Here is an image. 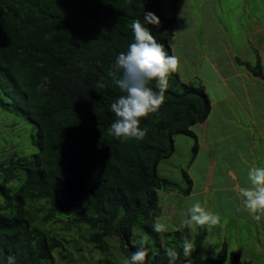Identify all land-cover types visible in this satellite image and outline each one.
I'll return each instance as SVG.
<instances>
[{
  "label": "trees",
  "instance_id": "trees-1",
  "mask_svg": "<svg viewBox=\"0 0 264 264\" xmlns=\"http://www.w3.org/2000/svg\"><path fill=\"white\" fill-rule=\"evenodd\" d=\"M172 3L175 13L168 18L162 0H0V109L31 126L16 145L33 147L28 156L0 153V264L9 255L16 264H81L84 247L109 254L89 264H116L111 242L130 257L145 235V264H169L164 249L173 245L181 253L176 264H185V237L194 241L192 258L199 264L205 228L156 233L153 224L162 208L160 192L191 191L186 168L182 187L160 176L158 166L174 153L177 134L194 138L186 167L196 158L199 145L190 128L211 111L204 87L174 73L165 103L141 120L148 129L144 139L109 134L116 119L110 106L122 93L108 72L134 42L131 21L154 13L160 25L146 26L173 55L177 0ZM247 66L264 82L260 60ZM44 77L46 90L37 91ZM17 171L22 183L11 195L6 185ZM219 256L217 264H241L242 255L227 243Z\"/></svg>",
  "mask_w": 264,
  "mask_h": 264
},
{
  "label": "rangeland",
  "instance_id": "rangeland-1",
  "mask_svg": "<svg viewBox=\"0 0 264 264\" xmlns=\"http://www.w3.org/2000/svg\"><path fill=\"white\" fill-rule=\"evenodd\" d=\"M172 4V0H162V11L168 18L175 13ZM175 18V34L172 41L174 55L180 58L185 52L187 58L185 66L180 64L178 68L181 81L185 83L189 80L188 76L197 73L200 79L194 78L190 82L193 85H202L206 89L212 105V115L206 121L207 130L218 123V116L221 115L219 114L221 97L227 99L226 116L231 119L236 117L231 121L234 125L240 122L249 126V119L254 116L259 127V122H264V85L260 80L251 77L246 67L247 64L255 67L260 60L264 72V0H177ZM183 45L187 48L178 47ZM189 70L192 72L188 74ZM242 98L245 99L244 104L239 100ZM235 100H238L239 104L232 103ZM237 108H239L238 115L235 112ZM253 127L257 129L255 125ZM260 128L264 130V124ZM31 130V126L24 119L0 109L1 156L7 158L12 153L28 156L33 151V147L30 145L32 150L31 148L21 150L22 148L16 144L20 136ZM193 132L197 134L196 130ZM200 136H202L201 132ZM173 139L174 153L159 164L158 171L160 176L184 186L181 170L191 159L190 150L194 138L177 134ZM24 144L25 141L21 145ZM256 151L260 152V159L264 160V144L258 143ZM201 163L202 160H197L195 164L200 166ZM16 174L6 185L11 195L22 183L19 172L17 171ZM216 175L217 171L214 173V176ZM1 180L0 178V184ZM201 199H204L206 208L220 215L221 222L210 230L204 227L208 235L196 261H199V264H217L222 244L227 243L231 251H240L241 264H245L244 261L251 257L250 252L255 254L250 258L251 264H264V221L257 222L252 218L244 217L247 216V211L243 209V205L234 201L232 204L228 198L219 197L217 201L216 198L204 194ZM2 201L0 196V203ZM174 206V209H170L171 213L166 211L167 209L161 210L165 215L163 219L158 217L168 228L175 227L177 222L180 223L172 216L176 211L186 212L182 200L174 202ZM176 227L181 228L180 224ZM189 231L194 234L199 228L195 231L189 228ZM115 242L116 240L111 242L114 246L113 251L109 253L116 264H121L124 256L116 248ZM90 250L91 247L82 249L81 261L79 260L81 264H89L90 261L95 262L97 258L109 257L107 252L100 250L90 252ZM205 256L206 260L201 259ZM191 259L193 260L192 257Z\"/></svg>",
  "mask_w": 264,
  "mask_h": 264
},
{
  "label": "clouds",
  "instance_id": "clouds-1",
  "mask_svg": "<svg viewBox=\"0 0 264 264\" xmlns=\"http://www.w3.org/2000/svg\"><path fill=\"white\" fill-rule=\"evenodd\" d=\"M160 23V19L152 12H147L144 15L143 22L140 19L132 20L130 28L133 33L134 42L128 45L126 52L122 51L118 54L115 63L108 72L109 77L112 78V82L122 93L110 106L116 119L110 125L109 134L117 139H144L148 129L141 127V120L146 119L150 114L158 112L165 103V93L169 87V79L172 74L177 73L181 81V74L178 68L180 64L183 67L185 66V59L187 58L184 56L180 59L174 55V44H172L174 37L170 40L172 55L169 54L163 44L157 41L150 28L146 26L154 25L158 27ZM189 71L188 74L192 72L191 70ZM195 76L200 79L199 75L197 76V73H194V75L187 77L189 80L185 83H189L193 79L192 77ZM153 82L155 87H152ZM47 83L48 77H44L41 83L37 85V91L46 90ZM97 87L103 88L104 84L97 82ZM205 92L207 93L206 89ZM210 114L212 115V110ZM200 124H196L190 128V131L195 136L196 134L193 131ZM185 168L188 174L187 167ZM247 181V187L239 188L241 203L243 209L248 212L252 219L260 222L264 219V167H251L247 172ZM172 192L168 191L166 193ZM160 193L165 194V192ZM220 222L221 217L218 213L206 208L197 200L188 208L187 214H182L180 227H188L193 231L197 228L203 230L204 227L210 230L219 225ZM181 228L176 226L168 228L159 218L153 224V231L156 233H164L168 230L176 231ZM147 241L148 236L145 235L139 242L140 246L132 252L130 257L122 258L121 264H145L148 250L144 245ZM181 247L185 264H194V261L191 259L196 249L194 241L185 237ZM164 250L169 264H176L181 257V253L177 250V247L174 245L165 246ZM201 259L206 260L207 257H201ZM7 264H16L15 258L12 255L8 256Z\"/></svg>",
  "mask_w": 264,
  "mask_h": 264
},
{
  "label": "crops",
  "instance_id": "crops-1",
  "mask_svg": "<svg viewBox=\"0 0 264 264\" xmlns=\"http://www.w3.org/2000/svg\"><path fill=\"white\" fill-rule=\"evenodd\" d=\"M178 47L187 48L185 45ZM184 56H186L185 52L180 55V59ZM261 83L264 85L263 81H261ZM239 100L244 104L245 99L242 98ZM225 101V98L220 99L221 105L219 106V114L221 115L218 116V123L214 124L209 131L207 130L206 121L210 119V114L208 119L195 129L197 132L196 137L199 149L197 150V156L194 161L190 166H187L189 178L192 180V187L189 195L182 196L175 192L165 193L161 201V210L167 209L166 211L171 213L170 209L175 208V206L173 207L174 202L177 203L182 200L186 212L176 211L172 215L175 220L180 221L182 214H187L188 208L197 200L205 206L204 199H201L204 194H207L210 198H216L217 201L219 197H223L224 199L228 198L231 200L232 204H234V201L242 205L239 196V188L248 186V170L251 167H255L256 164L260 167H264V160L260 159V152L256 151L258 143L264 144V130L260 128L264 122H259L258 127L256 119L254 116H251L249 119V126L240 122L234 125L231 121L235 120L236 117L231 119L226 116L227 110L225 108ZM232 103L239 104L238 100H235V102L232 101ZM238 110L239 108H237L235 112H238ZM253 125H255L257 129H255ZM200 132L202 136H200ZM197 160H202L203 163L197 166L195 164ZM215 171H217L216 176H214ZM171 197L174 199H171ZM246 214L247 216L244 217L252 218L248 212H246ZM164 216L165 215L160 211L158 217L163 219ZM261 221H264V219ZM179 224L180 223L177 222L176 226ZM238 252L240 253V251ZM250 254L251 257L255 255L252 252H250ZM251 257L247 260L251 261Z\"/></svg>",
  "mask_w": 264,
  "mask_h": 264
}]
</instances>
